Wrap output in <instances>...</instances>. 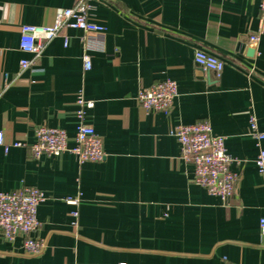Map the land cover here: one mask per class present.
<instances>
[{
	"label": "crops",
	"instance_id": "obj_1",
	"mask_svg": "<svg viewBox=\"0 0 264 264\" xmlns=\"http://www.w3.org/2000/svg\"><path fill=\"white\" fill-rule=\"evenodd\" d=\"M73 1L0 0V132L9 145H0V191L30 185L44 194L35 232L43 250L27 255L20 238L0 234V264H264V177L248 131L253 115L264 132V26L257 46L248 44L257 1L91 0L102 38L65 27L66 43L57 35L37 57L19 49L21 25H52ZM195 48L223 60L219 75L194 63ZM22 58L33 63L20 71ZM164 78L177 85L168 114L145 111L138 89ZM78 92L93 101L84 119L101 138L102 160L68 151L35 158L11 145L32 144L44 124L64 129L72 147ZM203 120L225 136L239 175L226 200L190 181L193 166L169 134Z\"/></svg>",
	"mask_w": 264,
	"mask_h": 264
},
{
	"label": "built area",
	"instance_id": "obj_2",
	"mask_svg": "<svg viewBox=\"0 0 264 264\" xmlns=\"http://www.w3.org/2000/svg\"><path fill=\"white\" fill-rule=\"evenodd\" d=\"M91 0H74L70 7L58 10L52 25L23 24L20 27L19 49L37 57L45 48L49 40L57 35H63L65 27L80 29L84 37L102 38L105 27L89 19L88 11ZM259 10V26L248 36V44L256 47L264 26V0H256ZM64 36V35H63ZM64 43L66 37L64 36ZM194 63L205 70L213 71L219 75L224 62L219 57L202 49L193 51ZM33 63L32 58H22L19 61V70L29 68ZM84 70L91 68L90 56L86 49L82 54ZM3 88L8 86L6 74L3 76ZM177 95L176 82L171 78H164L150 86L138 89L136 99L145 111H160L168 114L173 99ZM77 109L75 110L76 127L72 147L67 145V134L64 129L50 127L44 124L35 126V141L32 144L15 141L12 146H26L33 157L42 154L58 156L63 152H71L79 162L102 160L105 152L102 148L100 136L93 126L85 122V109L93 105L92 100L85 99L81 92L76 95ZM248 131L254 139L258 153L254 160L257 171L264 177V132L259 130L256 119L249 116ZM179 144L180 157L193 166L190 181L206 189L209 194L218 196L221 200L230 197L234 190L239 175L230 169L234 159L225 148V136L212 133L207 120L192 124H177L169 130ZM0 145L7 150L8 146L0 132ZM44 199L43 192L30 185H22L17 190L0 191V234L3 239L12 241L21 239L23 252L27 255H37L43 250V241L35 236L39 226L36 216L37 206ZM70 203L77 200L67 199ZM76 216V212H73ZM259 230L264 236V215L259 218Z\"/></svg>",
	"mask_w": 264,
	"mask_h": 264
},
{
	"label": "water",
	"instance_id": "obj_3",
	"mask_svg": "<svg viewBox=\"0 0 264 264\" xmlns=\"http://www.w3.org/2000/svg\"><path fill=\"white\" fill-rule=\"evenodd\" d=\"M248 54H251L253 52V49H248Z\"/></svg>",
	"mask_w": 264,
	"mask_h": 264
}]
</instances>
